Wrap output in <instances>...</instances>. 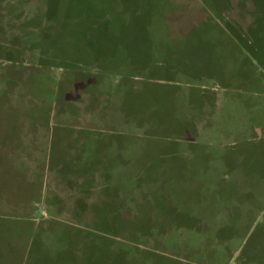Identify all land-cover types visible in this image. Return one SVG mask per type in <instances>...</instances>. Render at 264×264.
Instances as JSON below:
<instances>
[{
    "label": "rangeland",
    "instance_id": "obj_1",
    "mask_svg": "<svg viewBox=\"0 0 264 264\" xmlns=\"http://www.w3.org/2000/svg\"><path fill=\"white\" fill-rule=\"evenodd\" d=\"M0 122V264H264V0H0Z\"/></svg>",
    "mask_w": 264,
    "mask_h": 264
},
{
    "label": "crops",
    "instance_id": "obj_2",
    "mask_svg": "<svg viewBox=\"0 0 264 264\" xmlns=\"http://www.w3.org/2000/svg\"><path fill=\"white\" fill-rule=\"evenodd\" d=\"M0 125L1 126H3L4 125V127L3 128H1L0 129V136H5V135H7V134H9V133H17L15 130H13V129H10V128H5V125H6V122H0ZM6 137V136H5ZM1 141V140H0ZM6 141L4 140V141H2V142H0V143H5ZM3 145V144H2ZM8 146V145H7ZM81 146H83V144H81ZM26 148H29V149H27V150H30L29 151V153L28 152H26V151H20L19 152V150H14V152L15 153H13V154H9L10 156H15V157H17V156H26V155H30V154H35V153H37L38 152V150H39V148H38V144H36V145H34V147H32L31 146V142L30 143H28L27 145H26ZM25 148V149H26ZM22 150H24V149H22ZM8 151H10V150H8L6 147H5V145L3 146V149L2 148H0V157H3V156H5V155H7L6 153L8 152ZM24 153V154H23ZM14 165V164H13ZM15 166V165H14ZM13 166V167H14ZM19 173V172H18ZM31 187H33L34 188V186L32 185ZM30 191H32V190H30ZM35 194V193H34ZM32 197H35L34 195L32 196ZM32 197H30V198H32ZM26 198H29V197H26Z\"/></svg>",
    "mask_w": 264,
    "mask_h": 264
}]
</instances>
